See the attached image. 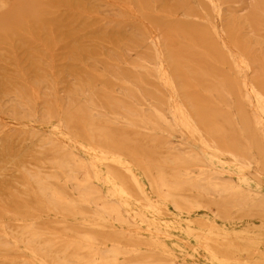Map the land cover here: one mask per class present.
Masks as SVG:
<instances>
[{
  "label": "bare ground",
  "instance_id": "1",
  "mask_svg": "<svg viewBox=\"0 0 264 264\" xmlns=\"http://www.w3.org/2000/svg\"><path fill=\"white\" fill-rule=\"evenodd\" d=\"M44 5L48 0H0V14L14 16L0 19V264H178L157 248L166 226L149 220L140 227L124 218L123 210L132 209H122L121 201L131 191L143 200L132 210L143 223V213L157 218L166 204L185 219L197 209L227 222L238 213L263 217L257 228L246 223L237 231L204 219L187 223L185 232L212 264H264V190L233 183L211 162L202 164L198 153L184 157V149L155 133L179 128L243 172L261 166L249 141L264 131V35L251 39L253 46L239 44L238 53L251 57L239 64L237 54L223 56L202 37L176 43L168 32L146 31L147 54L132 68L130 56L112 52L119 44L90 39L93 48L77 26L54 31L68 20L45 17ZM145 14L144 25H162L168 17ZM48 25L54 27L45 31ZM189 25L176 23L170 34L182 35ZM102 67L105 72L92 76L109 85L102 89L108 112L72 105L92 90L67 85L78 86L79 76ZM130 76L164 98L147 109L125 106L112 92ZM166 94L180 97L170 111ZM130 163L145 175L156 203L145 197ZM8 217L11 227L3 223ZM138 228L147 231L144 238Z\"/></svg>",
  "mask_w": 264,
  "mask_h": 264
},
{
  "label": "rangeland",
  "instance_id": "2",
  "mask_svg": "<svg viewBox=\"0 0 264 264\" xmlns=\"http://www.w3.org/2000/svg\"><path fill=\"white\" fill-rule=\"evenodd\" d=\"M38 1L42 2L44 0ZM6 2H9V0H6ZM249 3L253 4L249 5ZM48 4L49 6L44 5V8H46L44 11L45 17H59L64 21L68 20L56 29H53L54 31L76 28L77 26L86 31L82 38L90 46H92L90 39L97 43L99 42V45L107 43L110 47V42L119 44V46L116 45L117 48H114L112 52L119 51L130 56L129 66L132 68H134V63L140 61L139 57L144 56L146 31L160 30L163 36L168 32L169 37H172L171 39L176 43L179 40H186L190 37H202L205 43H214L223 56L225 53L237 54L236 60L240 62L239 64L251 58L238 53L241 50L239 44H250L253 46L251 39H258V37L264 35V0H259V2H254V0H48ZM16 5L17 2L13 3L11 9L14 10ZM172 5H177L180 8L171 11L170 7ZM152 11L168 16L162 25L150 22L147 25L143 24L145 23V13ZM13 18L14 16L11 11L7 14H0V19L5 22H9ZM134 19H136L135 24L138 25L137 28L133 27V24H128V22ZM186 22H189L190 25L187 29H184L186 30L185 33L182 35L175 32L172 35L170 34L172 26L176 25V23ZM53 27L54 25H48L44 30L47 31V29ZM133 30L136 32H133ZM91 31L95 32L91 33ZM261 42H264V37L261 39ZM92 47L97 48V44L95 43ZM139 49L142 50V53L138 52ZM199 50L202 51V49ZM145 54H147L146 51ZM141 61H144V59ZM105 71L103 67L97 71H90L86 75L77 78L78 86H75L74 84L76 83L74 82L67 85L70 89H82L83 86L90 85L89 88L92 90L91 96H94L93 100H91V96L80 95V97L72 100V105L80 107L88 103L95 108V111L108 112L110 105L107 103L106 97H103L102 89H108L107 86L109 85H106L104 82L94 81L93 79L96 77L92 76ZM123 77L127 76L123 75ZM150 89H152L150 86L141 87L136 78L130 76L129 81L120 85L112 94L117 98H124L123 102L125 106H137L142 110L155 107V104L164 98L159 97V95L150 94ZM122 92L127 96L124 97ZM166 98L165 102L169 111L180 99L175 94H166ZM58 126V123L53 126L51 125V129ZM143 132L142 130L140 131V133ZM155 133L158 135V138H167L174 147L184 149V157L190 153H198V157L202 158V164L211 162L218 170L226 175H230L233 183H242L252 190H264V131H260L256 135L257 137L254 136L249 141L250 146L254 147L253 156H256L260 160L261 166L251 164L245 172L242 171V168L236 162L231 161L224 154L204 148L200 141L195 138L196 136L193 137L187 133H182L179 128L176 131L170 132L158 128L155 129ZM130 166L131 173L143 189L145 197L151 202L156 203L157 197L151 191L145 175L138 166L132 163H130ZM105 192L107 193L108 190ZM185 193L187 196H192L191 192ZM127 196V198H122V209L129 206H131L132 210L143 207V200L135 193L131 191ZM166 205L167 211L158 214L157 218L152 219L150 212H148L149 214L143 213V215H146V217H143L146 220L142 219L144 223L138 217L133 216L132 210L129 212L123 210L122 214L124 218L130 221L134 220L136 225L140 227H145V221L148 222L149 220L166 226L168 234L162 233L164 241L157 245V248H164L168 251L178 264H212L203 247L185 232V225L187 223L191 224L204 219H212L221 227L238 231L244 230L246 223H252V226L257 228L263 218L255 215L245 217L238 213L234 215L233 219H231L232 221L227 222L218 217L214 218L205 209H197V216L185 219L184 213L180 214L170 204ZM3 223L5 225L9 224L11 227L12 219L8 217ZM51 226L58 227V224L53 223ZM137 232L142 238L147 234L144 228H138Z\"/></svg>",
  "mask_w": 264,
  "mask_h": 264
}]
</instances>
